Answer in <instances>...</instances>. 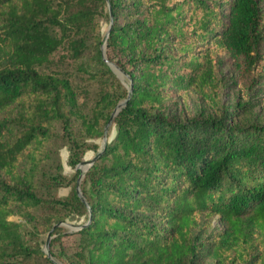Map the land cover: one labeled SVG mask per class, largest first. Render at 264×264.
<instances>
[{"label":"trees","instance_id":"16d2710c","mask_svg":"<svg viewBox=\"0 0 264 264\" xmlns=\"http://www.w3.org/2000/svg\"><path fill=\"white\" fill-rule=\"evenodd\" d=\"M261 2L0 0V264H253L239 247L264 234V124L176 111L190 92L218 105L222 52L259 73ZM56 140L70 176L48 162ZM72 214L86 225L63 232ZM214 216L223 231L201 240ZM51 227L50 245L77 235L76 248L47 256Z\"/></svg>","mask_w":264,"mask_h":264},{"label":"rangeland","instance_id":"374dc122","mask_svg":"<svg viewBox=\"0 0 264 264\" xmlns=\"http://www.w3.org/2000/svg\"><path fill=\"white\" fill-rule=\"evenodd\" d=\"M263 10H264V0H262ZM102 30L105 31L106 37V24H102ZM222 52V51H221ZM258 57H261L260 62L258 64L257 69L259 73L254 71L255 76H253V71L251 73H243V71H236L229 59V56L222 52L220 54L218 60V77L221 80V90L218 93L219 102L217 106L212 105L209 101L201 98L195 92H190L186 95L185 98L178 97L179 107L177 109V116L179 119H183L187 116V113L191 112L193 114H197L198 116H208V115H216L217 111L221 112L224 116L225 121L230 125H240V126H248L251 124H264V43L258 48ZM119 76V75H118ZM122 84L127 85V77L122 76L120 78ZM186 101L187 107H182V102ZM247 102V106L245 108H238V105L244 104ZM116 128L113 123L110 124L108 129V137L107 140H110L115 134ZM100 143L102 140L99 141ZM60 140H56L50 146V160L53 166L57 162H55V158L58 157L61 162V171L66 175L70 176L74 173L75 169L72 168L67 163L68 158V147L60 146ZM95 155V151L89 150L87 151L82 161H89ZM55 156V157H54ZM81 171V177L83 171ZM81 179V178H80ZM80 182V181H79ZM70 187H60L57 189V193L60 196H64L68 194ZM10 219H17V215L10 216ZM86 222V216L72 214L63 222L65 224L58 225L62 229L63 232H70L71 225L79 226ZM201 231V240H210L215 234L223 231V225L217 221V217L214 216L211 219H207L203 223ZM53 227L50 228L49 231L43 233L41 235V247L43 252L46 254L45 243L48 239L47 249L50 253L54 252L57 256L61 255L60 251L65 250L67 252H72L78 242L77 235H68L63 236L61 239V244L58 242L50 245V241L55 236L53 232ZM49 233V236H48ZM257 243V244H256ZM62 250H61V247ZM239 250L246 251L247 255L253 258L254 262H257L260 258V254L264 253V234H258L256 237L254 236L252 239L251 246L243 245L239 247ZM47 255V254H46ZM48 256V255H47ZM55 263L62 264L53 258ZM196 264H223V262L218 261L216 258H206L203 259ZM252 264V263H251Z\"/></svg>","mask_w":264,"mask_h":264},{"label":"water","instance_id":"95a60500","mask_svg":"<svg viewBox=\"0 0 264 264\" xmlns=\"http://www.w3.org/2000/svg\"><path fill=\"white\" fill-rule=\"evenodd\" d=\"M109 12H110V22H111L112 17H111V10H110V7H109ZM110 25H111V23H110ZM108 34H109V29H108L107 32H106V37L108 36ZM102 50H103L102 54H103V57H104V45L102 46ZM104 60L107 61L105 57H104ZM110 66H111V67L117 72L118 75H119V73L123 74V72H122L119 68H117L115 65L110 64ZM131 87H132V85H130L129 92H128V97L130 96V93H131V90H132ZM124 103H125V100H123L122 102H119V103L117 104V106H116L115 109L113 110L112 114L110 115V118H109L108 122L106 123V125H105V127H104V133H103V136H102V145H103V146H104L105 143L107 142L108 129H109L110 124L112 123L113 117H114V115L116 114V112L118 111V109H119ZM95 159H96V156L93 157V158H91L89 161H81V162H79V163L76 165L75 168H76V169H81L83 172H85V171L87 170V168L91 165V163H92ZM80 178H81V175H80V177L77 179L76 191H77L78 195L81 197V191H80V188H79V183H80L79 181H80ZM82 200H83V199H82ZM61 224H65V223H63V222H59V223H57L56 225H61ZM84 225H86V223H85V224H82V225H80V226H73V227H72V225H71V230H77V229H80V228H81L82 226H84ZM48 236H49V233H48ZM47 246H48V239L46 240V243H45V250H44V251L46 252V254H47L48 256H50V253H49V251H48V249H47ZM56 264H58V263H56Z\"/></svg>","mask_w":264,"mask_h":264}]
</instances>
